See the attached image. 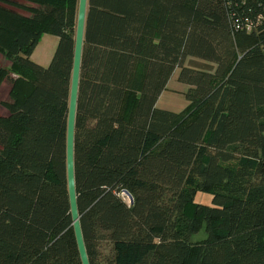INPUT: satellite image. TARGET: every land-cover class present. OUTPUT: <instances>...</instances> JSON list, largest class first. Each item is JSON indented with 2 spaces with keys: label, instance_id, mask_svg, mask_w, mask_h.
Here are the masks:
<instances>
[{
  "label": "trees",
  "instance_id": "16d2710c",
  "mask_svg": "<svg viewBox=\"0 0 264 264\" xmlns=\"http://www.w3.org/2000/svg\"><path fill=\"white\" fill-rule=\"evenodd\" d=\"M25 1L30 16L0 7V264H82L66 177L78 0ZM43 33L46 67L30 58ZM176 68L179 112L156 105ZM74 175L90 264H264V0H87Z\"/></svg>",
  "mask_w": 264,
  "mask_h": 264
},
{
  "label": "rangeland",
  "instance_id": "374dc122",
  "mask_svg": "<svg viewBox=\"0 0 264 264\" xmlns=\"http://www.w3.org/2000/svg\"><path fill=\"white\" fill-rule=\"evenodd\" d=\"M27 6H35V4H32L30 2H24ZM22 8V7H21ZM20 7L15 9L19 15L23 16H30L31 13L26 9ZM57 37L48 34V33H43L39 40L37 41L36 45L34 46V49L31 53L30 58L38 63L39 65L46 67L53 55V52L55 50L56 44H57ZM10 65L9 60H7L4 55L0 53V68L3 69H8ZM184 65L192 67V68H204L205 64L204 61L198 60V58L195 57H187L184 61ZM10 77L15 78L17 75H15L13 72L9 71ZM177 75H178V68H176L167 84V87L163 94L161 95L159 99V103H169L171 102L172 105L166 106L167 110H171L174 112L181 111L185 108L187 105V101L184 97V92L187 89V86L182 84L177 80ZM11 88V84L9 83L8 80H3L0 84V115L1 113L4 112L6 113V109L2 105V102L10 100L9 98V91ZM174 103V104H173ZM195 202L197 203H202L206 205H211V195L208 193L204 192H198L195 195ZM205 236V231L202 229L199 231V233L195 236L192 237V239H199ZM100 251L103 255H106L109 253V246L107 242H102L100 244Z\"/></svg>",
  "mask_w": 264,
  "mask_h": 264
},
{
  "label": "water",
  "instance_id": "95a60500",
  "mask_svg": "<svg viewBox=\"0 0 264 264\" xmlns=\"http://www.w3.org/2000/svg\"><path fill=\"white\" fill-rule=\"evenodd\" d=\"M86 12L87 0H78L66 123V177L68 198L73 232L82 264L90 263L83 240L80 226V215L78 212L76 201L74 175V132Z\"/></svg>",
  "mask_w": 264,
  "mask_h": 264
},
{
  "label": "flooded vegetation",
  "instance_id": "af4514ba",
  "mask_svg": "<svg viewBox=\"0 0 264 264\" xmlns=\"http://www.w3.org/2000/svg\"><path fill=\"white\" fill-rule=\"evenodd\" d=\"M10 2H13L14 4L10 3V2H6V1H2L0 0V7L2 8H6L9 11L18 14V12L15 10L17 9V7L21 8L22 6H27L24 2H26L25 0H9ZM28 2V1H27ZM33 4V3H32ZM23 8V7H22ZM21 8V9H22Z\"/></svg>",
  "mask_w": 264,
  "mask_h": 264
},
{
  "label": "built area",
  "instance_id": "2783aa9c",
  "mask_svg": "<svg viewBox=\"0 0 264 264\" xmlns=\"http://www.w3.org/2000/svg\"><path fill=\"white\" fill-rule=\"evenodd\" d=\"M245 26H246V29L247 30L252 29V25H251V23L247 19H245ZM121 194L123 195V197L125 198V200L127 202H130L131 201L130 196L127 193L122 192Z\"/></svg>",
  "mask_w": 264,
  "mask_h": 264
},
{
  "label": "crops",
  "instance_id": "0c3cea01",
  "mask_svg": "<svg viewBox=\"0 0 264 264\" xmlns=\"http://www.w3.org/2000/svg\"><path fill=\"white\" fill-rule=\"evenodd\" d=\"M164 91H165V90H164ZM164 91H163V92H164ZM163 92H162V94H163ZM162 94H161V95H162ZM161 95H160V97H161ZM160 97H159V99H160ZM159 99H158L157 104H156L159 108L167 109L166 106H170V105H172L171 102H169V103H167V104H165V103H164V104H163V103H159ZM173 104H174V103H173ZM5 111H6V110H5ZM178 112H179V111H178ZM1 114H2V115H5L6 113L2 112ZM0 116H1V115H0Z\"/></svg>",
  "mask_w": 264,
  "mask_h": 264
}]
</instances>
